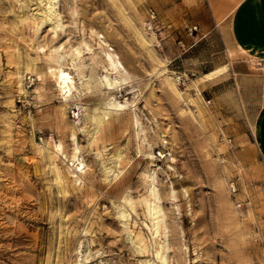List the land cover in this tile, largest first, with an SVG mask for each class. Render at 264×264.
Here are the masks:
<instances>
[{"label":"rangeland","instance_id":"1","mask_svg":"<svg viewBox=\"0 0 264 264\" xmlns=\"http://www.w3.org/2000/svg\"><path fill=\"white\" fill-rule=\"evenodd\" d=\"M241 1L58 0L63 25L53 30L41 18L22 20L37 0H0V264H161L151 245L136 249L117 213L122 194L132 195L129 226L154 241L138 201L147 166L156 168L165 212L166 235L155 239L162 264H264V159L252 127L263 84L253 76L259 64L243 61L229 34ZM151 7L165 26L161 46L151 34L148 46L138 31ZM99 33L127 79L113 91L125 106L92 141L84 106L96 107L109 90L76 79L80 90L65 100L46 68L52 48L67 53L82 40L102 60ZM223 65L224 74L204 77ZM134 113L151 144L144 153ZM73 133L88 169L61 182L45 150L63 142L67 158L55 162L67 175ZM97 151L112 164L122 153L116 179L106 178Z\"/></svg>","mask_w":264,"mask_h":264},{"label":"bare ground","instance_id":"2","mask_svg":"<svg viewBox=\"0 0 264 264\" xmlns=\"http://www.w3.org/2000/svg\"><path fill=\"white\" fill-rule=\"evenodd\" d=\"M37 3L38 6L31 8L33 10H31V12L26 14L22 18V20L27 21V19H33L35 21L37 18H41V23L42 24L49 23L53 30H56L58 27H61L63 25L61 15L58 10V5H57L58 0H37ZM138 31L143 41L148 46L152 47L153 45L152 36L149 35V33L146 31L144 25H141L139 23ZM98 35L100 37L98 44L101 47L102 60L98 59V56L96 55L95 50L91 46V44L86 40H82L80 45L73 46L72 49L67 53L64 52L63 45L52 48L49 53L47 52L48 68H46L56 78L59 87L58 89H60L61 94H63L65 100L72 98L74 92L80 90L77 85L76 79H78V82L80 83L81 87L84 89L96 91V90H101L105 87L109 90L110 96L102 98L96 107L91 108L89 106L86 107L84 106L85 109L83 115L85 118L84 130L90 133V138L92 141L96 140L97 134L102 131L105 124L111 121L114 115L118 114L119 110H121L125 106L124 103L116 99L115 95L113 94V91L119 88L120 85L123 82H125L127 79L125 75L127 69L123 61L121 60L120 55L116 51H114V48L112 46L109 45V42L104 37L105 36L104 34L99 33ZM106 46H108V48ZM41 48L43 50V47H40V49ZM66 60H68L70 64L69 66L71 67V69H73V71H70L66 68L65 66ZM101 61L103 62L102 66L104 68L103 72L101 71L102 73L99 71V67L101 66ZM219 70H221V68H218L216 71ZM23 71L26 70L23 68ZM213 73L214 72L212 73L206 72L204 77H210ZM169 80H170V84L172 86H175L173 77H170ZM19 86H20L19 89L20 91L22 90L21 76L19 78ZM131 121L136 132L137 151L139 153L142 152L144 153L145 151L144 148L151 149V144L147 142V138L144 134V128L141 125V122L139 121V118L136 113L131 115ZM73 140L75 146L72 154L68 158L70 164L67 165L68 166L67 175H63L61 171L62 169L60 170L55 162V158L58 156L67 158L68 154L64 149L63 142L59 141L58 143H54L51 146L52 150L51 149L45 150V153H47V155L50 158V162L54 165V168L56 170V175L61 182H64L65 178L69 177L70 175L78 176L87 173L88 167L85 160L79 153L80 146L77 142V137L75 133H73ZM96 155L101 160V166L104 173L106 174V178H108L111 175L112 176L111 179H116L121 174L122 171L118 168V164L122 158L121 152L117 151L116 153L114 152V154L112 155L114 164H112L111 162L112 160L106 161L104 159L102 151H97ZM148 155L153 156V153L150 151L148 152ZM73 167H75V171H77L78 174L72 173ZM144 179L146 182L145 188L147 193L141 195L138 201L145 207L144 210L147 211V214L150 217L151 224L145 223L144 225H146L148 229H150L151 236L152 239H154V241L152 243L148 242V239L143 235V233L141 232L135 233L134 230H132L129 226L130 216L133 212H136V206H137L136 204H138L137 200L134 199L132 195L128 193L122 194L121 202L117 206V213L118 216L123 220L125 227L130 235V239L134 243L136 249L139 252H146L149 246L151 245L154 248L156 257L160 261H162V263L163 262L166 263V256L163 254L162 251L163 245H160V248H158L156 246L157 242L155 241L156 237L161 236L162 234L166 235L165 212L163 210V206L160 201L161 199H160L159 189L156 184L157 181L156 168L151 169L149 166H147L144 171ZM172 192L174 198H177L178 197L177 191L173 188ZM145 264H150L148 259L145 260ZM156 264H158V262Z\"/></svg>","mask_w":264,"mask_h":264},{"label":"crops","instance_id":"3","mask_svg":"<svg viewBox=\"0 0 264 264\" xmlns=\"http://www.w3.org/2000/svg\"><path fill=\"white\" fill-rule=\"evenodd\" d=\"M229 34L234 46L243 53V61L259 64V70L253 76L260 79L264 94V0H242L232 12ZM218 68L221 70L216 71ZM226 70L227 65L214 68L209 71L214 72L209 79L224 74ZM252 127L254 143L264 159V103L256 113Z\"/></svg>","mask_w":264,"mask_h":264},{"label":"built area","instance_id":"4","mask_svg":"<svg viewBox=\"0 0 264 264\" xmlns=\"http://www.w3.org/2000/svg\"><path fill=\"white\" fill-rule=\"evenodd\" d=\"M144 27L146 31L156 38V42L159 46L162 45L164 39L163 29L165 28L163 22L161 21L157 10L153 7L148 8L147 14L144 20ZM197 26L191 27L190 31L192 32L196 29Z\"/></svg>","mask_w":264,"mask_h":264}]
</instances>
